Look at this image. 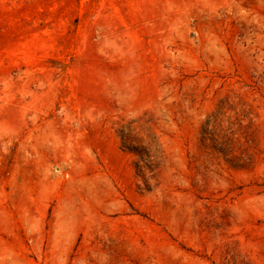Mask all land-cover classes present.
<instances>
[{
	"label": "rangeland",
	"instance_id": "374dc122",
	"mask_svg": "<svg viewBox=\"0 0 264 264\" xmlns=\"http://www.w3.org/2000/svg\"><path fill=\"white\" fill-rule=\"evenodd\" d=\"M0 264H264V0H0Z\"/></svg>",
	"mask_w": 264,
	"mask_h": 264
}]
</instances>
